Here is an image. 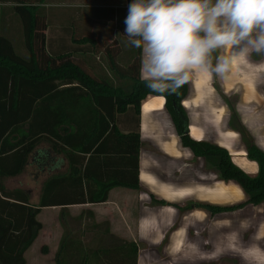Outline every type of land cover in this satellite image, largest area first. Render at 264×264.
<instances>
[{"label":"trees","instance_id":"trees-1","mask_svg":"<svg viewBox=\"0 0 264 264\" xmlns=\"http://www.w3.org/2000/svg\"><path fill=\"white\" fill-rule=\"evenodd\" d=\"M57 1L0 0V195L27 203L24 191L6 190L1 180L21 173L33 154L47 161L51 148L66 161L65 174L47 175L41 172L45 161L42 165L40 160L44 178L36 206L8 202L17 210L8 208L11 220L6 226L0 223V264H24L23 252L41 228L35 218L40 207L103 202L112 186L138 188L139 101L148 93L163 96L182 146L202 157L219 178L236 181L246 202H264L262 150L246 141V156L257 164L256 175L246 174L223 147L189 136L181 105L186 83L175 92L146 87L139 75L140 49L131 45L127 60H116L122 49L120 40L128 41L124 23L128 8L86 6L68 14L64 6L49 5ZM123 1L127 6L132 3ZM52 23H59L60 32L64 23L70 25L71 40L86 43L88 57L97 56L96 63L85 65L77 53L85 51L84 47L80 51L50 49ZM39 143L46 147L37 148ZM63 181L69 188L52 189ZM191 205L195 204L184 207ZM201 206L213 211L224 208ZM100 224L92 221L96 228ZM136 251L133 241L89 246L79 233L62 231L54 258L55 264H134Z\"/></svg>","mask_w":264,"mask_h":264},{"label":"crops","instance_id":"crops-1","mask_svg":"<svg viewBox=\"0 0 264 264\" xmlns=\"http://www.w3.org/2000/svg\"><path fill=\"white\" fill-rule=\"evenodd\" d=\"M49 5L64 6L68 14L86 6L128 8L123 0H59ZM57 26L59 23L49 25L50 49L61 52L74 47L80 51L84 47L85 51L77 53L84 57L85 65L96 63L97 56L88 57L86 43L71 40L70 25L64 23L63 32ZM120 43L116 60L122 62L130 47L127 40ZM142 55L140 49V77ZM218 62L226 65L223 72L214 71ZM188 76L181 105L189 136L223 147L235 165L256 175L257 164L246 156V141L264 152V53L241 51L239 46L221 48L212 53L207 69H190ZM139 141L137 189L117 185L103 202L40 207L35 218L41 228L32 243L38 239L41 251H49L48 244L53 243L54 255L62 231H69L79 233L89 246L135 242L134 264H264V202H246L236 181L219 178L202 157L181 145L162 95L148 93L139 101ZM45 147V143L37 145ZM48 149L47 161L33 154L30 171L25 168L1 180L4 189H21L28 198L26 203L0 195V223L4 226L11 220L7 209L17 210L8 202L33 207L38 203L41 169L42 174L44 170L47 175L65 174L63 155ZM40 160L42 165L45 161L41 169ZM126 167L129 171V160ZM66 188L69 183L63 181L52 189ZM189 204L195 205L184 207ZM201 205L224 208L213 211ZM15 216L22 222L21 215ZM92 221L101 223L100 227H94Z\"/></svg>","mask_w":264,"mask_h":264},{"label":"clouds","instance_id":"clouds-1","mask_svg":"<svg viewBox=\"0 0 264 264\" xmlns=\"http://www.w3.org/2000/svg\"><path fill=\"white\" fill-rule=\"evenodd\" d=\"M124 23L127 43L142 49L141 79L160 93L207 69L218 49L264 53V0H132Z\"/></svg>","mask_w":264,"mask_h":264},{"label":"rangeland","instance_id":"rangeland-1","mask_svg":"<svg viewBox=\"0 0 264 264\" xmlns=\"http://www.w3.org/2000/svg\"><path fill=\"white\" fill-rule=\"evenodd\" d=\"M88 1H94V0H88ZM10 33L13 35L14 31L10 28ZM31 165L26 166L25 171L31 170ZM42 175H39V178L42 179ZM48 242H51V240L47 239ZM53 243H49L50 250L49 251H41V243L38 239L34 241L28 248L27 252L25 254L26 263L30 264L33 261V264H55V258L53 255V250L55 249V246ZM30 262V263H29Z\"/></svg>","mask_w":264,"mask_h":264}]
</instances>
